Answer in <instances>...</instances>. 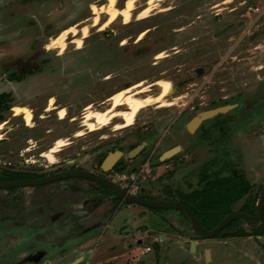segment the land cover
Returning a JSON list of instances; mask_svg holds the SVG:
<instances>
[{
    "label": "rangeland",
    "instance_id": "obj_1",
    "mask_svg": "<svg viewBox=\"0 0 264 264\" xmlns=\"http://www.w3.org/2000/svg\"><path fill=\"white\" fill-rule=\"evenodd\" d=\"M107 1L49 0L48 8L51 14L48 17L46 13V19L51 18L49 22L54 20L55 24L52 29L47 30L48 33H58L74 23H78L79 29L83 25H90L91 35L84 38V44L79 50H74L78 44L71 40L75 41L83 36L82 31L77 36L74 33L68 35V47L64 54L60 43L53 46L55 52L61 50L60 57L65 59L67 65L79 60H89L93 58L95 51L100 55L103 52L110 54L113 59L110 69L115 77L108 83L99 82L103 84L102 89L98 88L99 91L109 85L113 86L112 90H116L117 87H124L121 85L127 84V87L141 82L140 87L131 90V93H134L158 79H164L166 75L159 74L161 71H169L173 66L174 75L177 69H181L175 77L173 76V83L181 80L186 85L177 88L171 95L173 99L167 100L176 103L161 107V110L156 109V105L145 108L137 116L134 125L126 129L111 131L113 128H110V124L101 130L87 131L84 135H77L75 132V143L58 152L56 156L60 162L54 164L42 155L52 147L54 137L62 132L86 130V127L74 128L73 122L69 119L60 122L57 115L40 121L36 126L33 120L34 128L29 129L30 125L24 116H17L15 111L10 109L4 112L5 120H0V169H27L31 163H26L24 159H30L37 160L35 166L42 168L39 171L41 172L47 169L46 165L48 168L69 166L63 161L68 158H78L82 162L81 165L91 168L94 165L91 160L92 152L95 151L91 150V147L95 144H100L98 148H103L102 151L116 148L117 145H111L115 141L111 143L104 138L109 134H119L125 140L123 150L128 153L133 147L130 144L140 140L135 127L150 120H161L163 127H166L169 121L163 118V114L168 113V118L178 117L176 123L181 128L180 134L173 139V144L188 146L173 158V197L170 195L171 176L163 175L156 179L164 166L157 168L158 174L148 182L139 184L140 188H146L148 195L159 197V200L174 201V196H177L176 189L189 191L191 186L196 188L197 179L201 178L206 169L210 173L216 172L225 165L230 172L235 168L246 172L248 181L253 185L252 194L260 195L264 189V0H232L230 3H225L226 0L157 1L154 15L142 20L138 19V16L140 11L148 6V0H139L133 12V21L126 24L122 16L106 30L99 31V26L92 27L95 12L91 5L105 4ZM125 3L126 0H118V7H124ZM36 4V0H30L29 14L19 13L17 7L14 9L15 15H7L4 24L0 22L2 26L8 27L4 29V38L18 32L6 43V48L12 56L34 53L31 46L36 42L39 32L38 26L34 22V25L31 24V15L43 14ZM218 4L220 6L215 7ZM162 8L165 10L161 12ZM107 18L108 14L104 12L100 22ZM143 31L147 34L139 41ZM56 36L45 42L51 45L53 37ZM125 39L127 41L124 43ZM171 46L173 50H170ZM142 50H146L145 55L141 53ZM161 51L166 52V57H159ZM176 51L178 52L175 53ZM171 52L173 56H169ZM143 59L160 62L158 65H152L151 60L142 63ZM147 79L148 83L145 81ZM136 95L142 96L141 93ZM100 97L101 95L97 96ZM24 100L23 97L17 96L13 103H21ZM81 100L85 102L88 98L82 96ZM233 103L239 106L204 123L210 131L205 146L198 145L197 140L202 129L189 131L187 125L192 118L203 111ZM181 111H184L182 116ZM83 121L84 118L80 115L76 122L78 124ZM49 128L53 129L54 133L48 137ZM156 139L144 157L153 149ZM80 147H85V150L81 151ZM25 149L28 151L23 153ZM163 149L160 147L156 155ZM79 151L80 155L77 153ZM184 154L189 156L188 166L185 165L187 169L181 170L179 164L182 163L181 157ZM152 161L156 162L157 167L161 165L157 164L158 158L157 161L154 158ZM204 163L206 169L202 167ZM134 169L129 167L124 171ZM66 185V182H61L50 184L46 188L23 187L12 192L0 189V264H69L84 253L86 261L94 255L90 264H99L114 255L108 250L111 244H118V252L126 255H119L116 259L107 260L102 264H119L122 261L121 264H149V261L153 264L157 261L158 264H264V237L203 239L181 221L186 220L181 212L173 209L155 211L138 204H131L130 208L125 210L131 221L123 232L111 230L106 225L107 218L101 217L111 206L109 203L92 212L81 214L79 217H84L86 224L92 222L98 226L89 230L86 236L70 241L74 227L69 231L67 227L61 233L55 232L54 220L51 219V212L54 211V205L51 203L57 199L61 201L63 196L58 198V190L66 188ZM198 185L200 188L203 186L200 182ZM246 200L247 198H244L234 204L232 212L241 211ZM77 203H80L81 207L84 204L79 201ZM70 215L71 213L67 212V218ZM74 224L80 223L77 221ZM243 226L246 230H251L250 225L245 223ZM158 237L163 240L159 247L156 242ZM195 239H198L199 244L196 250L192 251L190 243ZM146 246H149L151 251L141 254V250ZM207 250L212 253L211 261L210 253L207 258Z\"/></svg>",
    "mask_w": 264,
    "mask_h": 264
},
{
    "label": "flooded vegetation",
    "instance_id": "obj_2",
    "mask_svg": "<svg viewBox=\"0 0 264 264\" xmlns=\"http://www.w3.org/2000/svg\"><path fill=\"white\" fill-rule=\"evenodd\" d=\"M153 15L154 14H152L151 17ZM85 21H87V20H85ZM80 23H82V21ZM54 24H55V21L53 20L52 22L50 21L48 24H46L44 26V29H43V31H44L43 37L44 38L41 40V42H39L37 44L38 47L36 48L35 52L33 54L31 53L32 55H28L29 58H26V60L24 61L23 64H21L20 66H18L16 64H10L9 66L8 65L6 66L10 72L8 74L5 73L4 75H2L4 77L1 80L3 82H5V81L11 82L12 81V82L19 83V82L23 81V77L25 75L24 73H26V75H25L26 78H29L35 74L36 75L37 74H43L42 79L39 80V78H40L39 77L38 81L31 80L29 82L30 86H32V92H31L32 101H31V103H32V106L34 107V109L32 108L31 110H32V112L34 111V119L33 120H34L35 126L38 125L40 123V121H42V119H44V118L50 117V119H51L53 116L56 117L57 115H59L58 109L62 104L68 105L69 112L70 111L78 112L79 117H80V115L83 117V114L86 111L85 108L89 105H92L94 109H99V110L105 109L112 104V102L109 99L111 98L112 94H114L118 90V87L116 90H112V88H113L112 85H109L108 87H104L103 91L98 90V88H101V89L103 88L102 87L103 84L99 83V82H107L108 83V82L112 81V79L115 77L113 70L110 69L113 66V59L111 58L110 54L103 52L100 55L97 51H95L93 54V58H91L89 60H79V61H77V63L73 62V63L67 65L65 63V59L60 57V56H62V54L65 53L66 50L62 53L61 50L59 52H55V50H54L55 48H53V49L48 48V42L46 43L45 40H48L49 38L51 39L52 36H56L62 31V29H61L58 33H55V34H51L50 31L48 33L47 30L52 29ZM75 24L78 25V23H74L71 25H75ZM69 26H67V27H69ZM63 29H65V28H63ZM95 33L96 32L94 31L93 34H95ZM171 34L173 35V28L171 30ZM71 42H74V40H71ZM46 48L48 51H45ZM56 48H58V47H56ZM74 50L77 51V48L75 47ZM170 50H173V46L170 47ZM177 52L178 51H176L175 53H177ZM141 53L143 55H145L146 50H142ZM169 56H173V52H171L169 54ZM154 57L156 58V56H154ZM150 60L143 59L142 63H145V62L150 61ZM159 62L160 61L151 60L152 65H158ZM82 63H85V64L83 65ZM87 64H89V66ZM72 68H73V70H72ZM104 71H105V73H103ZM180 71H181V69H177L175 74L173 75V66H172L169 71L163 70L159 74H161L163 76L166 75L164 77L165 78H171V81L173 82V76L175 77L177 75V73ZM100 76H102V77L100 78ZM177 79H179V78H177ZM158 80L154 81L151 84H148L146 87L142 88L141 90H137L138 92L140 91L139 93L137 91H135L134 94H136V92H137V94L141 93L142 94L141 97H143V98H146L148 95L149 96L150 95H152V96L160 95L162 89L160 88L161 87L160 84H158V82H159ZM145 81H146V83L149 82L148 79ZM100 84H102V85H100ZM126 85L127 84L121 85V86H124L123 88H126L125 87ZM174 85L177 89V88H183V86L186 85V83L183 84V82H181V80H176L174 82ZM145 88H147V89H145ZM186 88L188 89L189 87H186ZM4 93L9 94L11 96L12 102H11V108L10 109H12V107L14 105L13 104L14 95L11 92H8V93L4 92ZM0 94H3V92ZM71 94H73V95H71ZM99 95H101V97L97 98V96H99ZM51 96H56V99L54 101L55 102L54 109H51L52 114L47 113L48 111H50L48 109L50 106ZM82 96H85L86 98H88V100L83 102L81 100ZM170 98L173 99L172 96ZM170 98H167V100H169ZM108 101H110V102H108ZM157 103H160V102L157 101L153 105H156L155 106L156 109L161 110V107H163V106L161 105V103H160V105H157ZM238 106L239 105H237L235 108H237ZM120 109H126V107L119 108V110ZM164 109H168V108H164ZM191 109H193V107H191ZM183 114H184V111H181L180 116H182ZM43 115H45V116H43ZM168 116H169L168 113L163 114V118H165L166 120L169 121V125L166 127H163L164 123L161 120H160V122H155L153 120L145 121L141 124V126L135 127L136 133L138 134L140 140L138 142L134 141L130 145H133V147H135V146H137L143 142H146V145H145L144 149L140 152V154L132 160L125 157V154H127V153L123 150V148H124L123 146H125L124 145V142H125L124 138H121V135H119V134L113 133V134H109L105 138H104V136H99V137L102 139L103 138L108 139L109 140L108 142H111V143L113 141H115L111 145H113V146L117 145L116 148L105 149L102 151L103 148H101V149L98 148L100 146V144H95L93 147H91V150H95L94 152H92V159L91 160L94 162V165L91 168L81 165L82 162L78 158H68V159L63 160L64 163H67L69 165L66 167L56 166L53 168H48L49 166L46 165L47 169L43 170V171L41 170V172H39L40 169H42V168H40L39 166H35V164L37 163L36 162L37 160L36 161L31 160L32 162L31 161L28 162V163H31V164H28L31 166H29L27 169H21V170L18 169V170L19 171H30L31 173L37 175L36 178H43V177L54 176V175H58V174H62V173H68V172H73V171H82V170L92 171V172L98 173L104 177L109 178V176L111 174L117 173L120 171H124L125 169H128L129 167H133V169L139 167V164L140 163L142 164L143 160H145L148 155L152 154V159L154 158L157 161V158H158V161L161 162V165H159L158 168H160L161 166L165 167L163 169V171H161V173H159V175L156 176V179H160L163 175H170L171 176V179H170L171 180V186H170L171 193H170V195H172V197H173V171L175 170L174 169L175 166L173 165V158L176 155L181 154L183 151H185L187 149L186 147H188V146L176 144V146L180 147V150L175 155H172L171 157L161 161V156L163 153H165L166 151L171 150L174 147H176L175 144H173V139L175 137H177V135L180 134V132H181V128L179 127V124L176 123L178 117L176 116L173 119V117L170 116L168 118ZM79 117L74 119L75 122H73V125H72L74 128H77V127L83 128V122H80L78 124L76 122V121H78ZM37 119H39V120H37ZM36 120L38 121V123L36 122ZM118 121H120V123H122L123 119L120 117H116L114 119V122L111 124L112 126L110 128H113L115 123H117ZM206 121L207 120H205L199 126V128L196 129V130L202 129V131L199 132V139L197 140V143H198V145L201 144L203 147L205 146V143L207 140L208 131H210L209 129H207L204 126V123ZM1 128L2 127H0V129ZM122 129H126V128H122ZM111 131H117V130H114V128H113V129H111ZM74 132L77 133L76 130ZM61 134H63V132ZM101 135H103V134H101ZM72 136H73V133L71 134V137ZM156 137H157V139H156ZM155 139H156V141L153 145V149L148 153V155L146 157H144V155H146L145 153L149 150L151 143ZM75 141H76V137H74L73 140L71 139V142L67 146L73 145L75 143ZM55 142H54V144H55ZM67 146H65V147H67ZM133 147L131 149H133ZM160 147H162L164 149L159 154L156 155V153L159 151ZM63 149H65V148H63ZM80 149H81V151H83V150H85V147H80ZM116 150H120L124 154L114 164V166L112 168H110L108 171L105 172L102 168V163L110 152H114ZM81 151L77 152L78 155L81 154ZM188 158H189V156L187 154H184L183 157H181L182 163L179 164L180 165L179 169H181V170L187 169L185 167V165L188 166ZM24 161H25V159H24ZM58 162H60V161L58 160L57 163ZM202 167H204L205 169L207 168V166H205V163L203 164ZM206 171H208V170L206 169ZM155 174H158V171H156ZM31 179H35V178H31ZM199 180H200V178L197 179V181H196V188H193V186H191V189H189V191L183 190V189L177 191V189H176L175 191H176L177 196H174L175 197L174 201L181 202L180 194H188L195 189H199L200 188V186L198 185ZM61 182H66V184H67L65 186L66 188H60L58 190L60 192V193H58L59 194L58 198H60L61 196H63V197L61 198V201H58L59 199H57L56 201L54 200V202L51 203L54 205V208H53L54 211L51 212L52 213L51 219L54 220V226L56 229L55 232L61 233L63 230H66L67 227H68L67 231H69L71 227H74V229H72V231H71L72 237H70V239H69L70 241H71V239L77 240L78 237L82 238V237L86 236L90 232L89 230L95 229L98 225H95L92 222H89L86 224L84 222L85 218L79 217V216H81V214H83L85 212H92L94 209L101 207L105 203L111 204V206L108 208V210L105 211L101 216L103 218H107L106 219V225H108L107 227H110L111 230H113L114 232H120V231L123 232V231H125V229H127L128 225H129L127 218L125 219V223L127 225H122L121 228L115 230V226H116L118 220L113 225V224H111L112 217L115 215V212L117 215H119L118 217H120V215L123 213L127 215L128 213L125 210L129 209L131 204H136V203L130 202V201L122 198L121 196L114 193L110 189L108 190V188L105 187L104 185H102V184H100L94 180H91V179L85 178V177H65V178H59L55 181H52V182L46 183V184H40V185H36V186H23V187L46 188V186H48L50 184H59ZM143 183H146V182H143ZM202 184H203L202 187H205L204 182ZM56 186H58V185H56ZM119 186L124 188L126 191H128L132 194H135L136 196H139L141 198H145L148 200L160 201L159 199H157L159 197L148 195L146 188H140L139 187V189L136 192H132L131 190H129L124 185L119 184ZM23 187H14V188H17V190H18V189L23 188ZM106 188H107V190H106ZM7 189H9V188H7ZM7 189H3V190H7ZM69 196H72V197H69ZM77 201L84 202V204H82V207H81L80 203H77ZM56 202H60V203H56ZM57 205H59V206H57ZM138 205H140V204H138ZM141 206H143V205H141ZM144 207H146V206H144ZM82 209H84L85 211H81ZM149 209H152V210L155 209V211L161 210L159 208L158 209L149 208ZM63 212H66V213H63ZM67 212L71 213V215L68 218H67ZM182 214H184V213H182ZM178 219L180 220L181 218H178ZM77 221L80 224H74ZM71 222H73V224ZM187 222L189 223L190 220H187ZM189 225L191 226V223H189ZM60 227H61V229H60ZM53 235L56 236L55 234H53ZM251 237L259 238L258 236H251ZM214 238H216V237H214ZM227 238H229V237H227ZM203 239H205V238H203ZM222 239H225V238H222ZM193 241L197 242L195 245V250H196V246L199 244V241H198V239H195V240H192L191 242H193ZM156 242H157V247H159V245L163 242V240L158 237V238H156ZM190 244L192 245V243H190ZM111 251H113V250H111ZM207 252L210 253V250H207ZM92 259L93 258H91V256H90L88 261H86L87 257L84 253V254H81L78 258L72 260L69 264H71L75 261H78L76 264H81V263L90 264ZM149 264H153V262L149 261ZM156 264H158V261ZM186 264H189V263H186Z\"/></svg>",
    "mask_w": 264,
    "mask_h": 264
},
{
    "label": "bare ground",
    "instance_id": "obj_3",
    "mask_svg": "<svg viewBox=\"0 0 264 264\" xmlns=\"http://www.w3.org/2000/svg\"><path fill=\"white\" fill-rule=\"evenodd\" d=\"M138 1L139 0H126L124 7H118V0H108L107 3L105 4L92 3L91 7L95 12V16L93 17L94 22L92 24V27L99 26V31H104L110 25H112L118 19H120L122 16L124 17L126 24L130 23L131 21H133V12L136 10L138 6L137 5ZM157 1L163 2L164 0H148V6H146L144 9L140 11L138 19L142 20L150 17L157 6ZM231 1L232 0H226L225 3H230ZM219 6L220 5L218 4L215 7H219ZM164 10L165 9L163 8L160 9L161 12ZM104 12L108 14V18L101 23L100 22L101 15ZM89 26L83 25L81 29H79L78 25L76 24L71 25L67 28L65 27V29H62V31L55 38L53 37L52 39L53 41H51L52 44L48 45V48L52 49L53 46H55L57 43H60L63 52L68 47V41H67L68 35L74 33L77 36L82 31L83 36L76 38L74 41L78 44L77 49H80L84 44V38L90 35ZM145 34H147L146 31H143L139 38V41L144 38ZM126 41L127 40L125 39L124 43ZM166 55H167L166 52L161 51L159 57L164 58L166 57ZM158 84H160L162 89L160 95L158 96L148 95L146 98L138 97L136 95L138 91L136 92V94L134 93L132 94L131 90L138 88L142 85L141 82H138L131 86H127L126 88L118 89L114 94H112L111 98L109 99L112 102V104L105 109L99 110V109H94L92 105L87 106L85 108L86 111L83 114V118H84L83 128L86 127L85 128L86 130L79 129L77 131V134L84 135L87 131L90 132V131L101 130L112 124L116 117L122 118L124 122L115 123L113 127L114 130H119L122 128L132 126L134 125L135 120L137 116L140 114V112L143 111L145 108L152 106L157 101H159L163 107L174 105L176 101L173 100H172L173 102L167 101V97H171L174 91L177 90L171 79L169 78L161 79L159 80ZM127 93H131V95L127 96L126 95ZM54 106H55V102H54V98L52 97L50 99V106L48 110L51 111V109H54ZM123 106H125L126 109H120L121 110L120 111L119 108H122ZM12 109L15 111V114L17 116L20 115L24 116L28 125L32 126L34 114L30 109V106H27V104L26 105L14 104ZM58 114H59V118L64 119L66 117L67 110L65 108H59ZM69 143H70V138L68 137L59 138L56 140L55 144L52 145V147H50L49 150L44 151L42 155L46 157L50 163L54 164L58 161L56 154L60 152Z\"/></svg>",
    "mask_w": 264,
    "mask_h": 264
},
{
    "label": "trees",
    "instance_id": "obj_4",
    "mask_svg": "<svg viewBox=\"0 0 264 264\" xmlns=\"http://www.w3.org/2000/svg\"><path fill=\"white\" fill-rule=\"evenodd\" d=\"M11 102L12 98L9 94H0L1 121L5 120L4 112L11 108ZM157 164H161V162L158 161ZM227 167L224 165L216 172H203L199 182L201 184L204 182L205 187L195 189L188 194H180L181 202L196 214L201 225L207 230H213L228 214L232 213V206L244 198H247V200L241 211L252 215L257 213L255 205L259 195L252 194L253 185L248 181L246 172L236 168L230 172ZM36 177L37 175L30 171H19L11 167L0 169V182ZM15 190L17 188L14 187L7 189L10 192ZM183 215L189 220L185 214ZM244 223L245 221L242 219L234 220L216 238L264 237V208L263 219L257 227L246 230L243 226ZM235 228L238 229L236 233H226L227 230Z\"/></svg>",
    "mask_w": 264,
    "mask_h": 264
},
{
    "label": "water",
    "instance_id": "obj_5",
    "mask_svg": "<svg viewBox=\"0 0 264 264\" xmlns=\"http://www.w3.org/2000/svg\"><path fill=\"white\" fill-rule=\"evenodd\" d=\"M237 106L236 103L233 104H226L224 106H219L210 110L203 111L196 115L192 120L188 123V129L189 131L193 132L199 126L208 119L214 118L219 114L222 113H227L231 110H233ZM146 145V142H143L137 146H135L133 149H131L127 154H125V157L132 160L135 157H137L140 152L144 149ZM180 150L179 146L174 147L171 150L166 151L165 153L162 154L161 156V161L171 157L172 155H175L178 151ZM124 153L121 152L120 150H116L114 152H110L107 157L104 159L102 163V168L106 172L110 168L114 166V164L121 158V156ZM65 177H85L89 178L91 180H94L114 193L118 194L122 198L136 203L140 204L143 206H146L148 208H156V209H173L176 211H179L181 213H184L188 219L190 220L191 223V229L194 231L198 236L205 238V239H211L216 237L224 228H226L231 222H233L236 219H242L245 221L246 224L250 225L251 227H257L262 219H263V208H264V189L260 193L258 200L256 202V210L257 213L255 215L246 213V212H241V211H236L228 214L213 230H207L205 229L196 214L188 208L186 205H184L181 202L177 201H165V200H160V201H155V200H148L145 198H141L139 196H136L135 194H132L128 191H126L124 188L120 187L117 182H114L108 177H104L98 173L92 172V171H73V172H68V173H62L54 176H48V177H43V178H35V179H22V180H15V181H10V182H0V189H7V188H12V187H23V186H36L40 184H46L50 183L52 181H55L59 178H65ZM127 218L126 214H121L118 222L115 226V230L121 228L122 225H127L125 223V219ZM238 231L237 228L235 229H230L227 230V234H234ZM192 243V251L195 250V245L196 241L191 242ZM207 258H209V253L207 252ZM78 261H75L71 264H76Z\"/></svg>",
    "mask_w": 264,
    "mask_h": 264
},
{
    "label": "crops",
    "instance_id": "obj_6",
    "mask_svg": "<svg viewBox=\"0 0 264 264\" xmlns=\"http://www.w3.org/2000/svg\"><path fill=\"white\" fill-rule=\"evenodd\" d=\"M7 1L8 0H0V22H1V24H2V22H3V24L6 22L5 18H7L6 17L7 15H11V14L15 15L14 9L17 8V7H18L19 13H21V14L27 15V14L30 13V11L28 10L29 4H30V0L29 1L28 0H24V1L23 0H9V2H7ZM48 1L49 0H36V3H37L36 6H39V9H40V11H42L43 14L40 15L41 17L36 15V14H34V13L31 15V17L33 18L32 21H31V24L34 25V23H35V25L38 26L37 29H38V32H39V34L37 35V38L35 40L36 42L33 43V46H31L32 49H34L33 52H35L36 48L38 47L37 44L39 42H41V40L44 38L43 37L44 36V31H43L44 26L46 24H48L47 22H49V20H51V18L50 19L48 18V20L46 19V16L48 15V17H50L49 15L51 14L50 11H49V8H48L50 2H48ZM58 10H60V9L58 8ZM46 13H47V15H46ZM1 24H0V69H1L0 70V74H1L0 75V93H2V92L3 93L4 92H6V93L11 92V93H13L14 98L17 97V96H21L25 100L22 101L21 103H17V104H21V105H26L27 104V106L28 105L32 106V103H31V101H32V95H31L32 86H30L29 82L31 80L38 81L39 77H40L39 80L42 79L43 74H37V75L35 74V75H33V76L29 77V78H26L25 77L26 73H24L25 74L24 75L25 78L23 77V81H21L19 83L12 82V81L11 82L10 81L9 82L1 81L2 78L4 77L2 75H4L5 73L8 74L10 72L9 69L6 67L7 65L9 66L10 64H16V65L20 66L21 64L24 63V61L26 60V57L28 56V53H26L24 55H18V56L17 55L16 56L10 55L9 50H7V48H6L7 47L6 43L10 42L14 38L15 33H18V32H15V33L13 32L11 37H9V38L7 37L6 38V36H5V38H4V36H3L4 29H8V27L2 26ZM45 51H48L47 48H46ZM52 97L54 98V101H55L56 96H51V98ZM13 104H16V103H13ZM32 108H34V107L32 106ZM59 108H65L67 110V113L69 112V107L66 104H62ZM47 113H51L52 114V110L48 111ZM43 116H45V115H43ZM78 117H79L78 112L70 111L68 114H66V117L64 119L59 118V116H58L57 119L60 122H64L66 119H69L71 122H74V119H76ZM49 118H44V119H49ZM44 119H42V120H44ZM33 128H34V126H30L29 129H33ZM52 133H54V130L49 128L48 131H47L48 137L50 135L52 136ZM72 133H73V136L71 137ZM75 136H76V133L74 131L60 134V135L54 137V139L52 141L53 142L52 144H54V142L57 139H59V138H67L68 137V138L73 140V138ZM30 138H32V137H30ZM30 140L31 139H29V141ZM26 151H28V150L25 149L23 153H25ZM23 153H22V155H23ZM118 216L119 215H117L116 212H115V215L112 217L111 224L114 225L116 223V221L119 219ZM127 221L130 224L131 220H130L129 215L127 216ZM181 221H183V223L186 224L187 228H189V227L191 228V226L189 225V223L186 220H181ZM140 242H142V241L140 240ZM108 250L109 251L113 250L111 252L114 255H112L110 258H107L106 260H104L102 262H105L107 260L111 261L110 259H116L119 255H120V257L126 255V253H119L118 252L120 250V247L118 246V244L109 245L108 246ZM120 252H122V251H120ZM91 258H93L92 260H94V255H91ZM212 259H213L212 253L210 252V261ZM102 262L100 261L99 264H102ZM121 263H119V264H121Z\"/></svg>",
    "mask_w": 264,
    "mask_h": 264
},
{
    "label": "built area",
    "instance_id": "obj_7",
    "mask_svg": "<svg viewBox=\"0 0 264 264\" xmlns=\"http://www.w3.org/2000/svg\"><path fill=\"white\" fill-rule=\"evenodd\" d=\"M2 130V129H1ZM0 130V131H1ZM1 133V132H0ZM1 138V134H0ZM28 163L30 159H25ZM156 162L152 161V154L148 155L142 164L134 170L120 171L115 174H111L109 178L118 184L124 185L132 192H136L139 189V184L147 182L149 179H152L155 176L157 171ZM151 251L149 246H146L145 249L141 251V254H146Z\"/></svg>",
    "mask_w": 264,
    "mask_h": 264
}]
</instances>
